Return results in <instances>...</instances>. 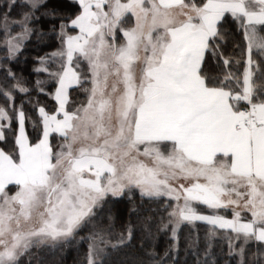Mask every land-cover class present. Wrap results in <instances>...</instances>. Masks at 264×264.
Wrapping results in <instances>:
<instances>
[{"label":"snow or ice","instance_id":"6c2138e0","mask_svg":"<svg viewBox=\"0 0 264 264\" xmlns=\"http://www.w3.org/2000/svg\"><path fill=\"white\" fill-rule=\"evenodd\" d=\"M0 30L5 62L59 41L34 69L55 101L34 138L15 105L27 82L8 68L0 87V264L72 241L83 264H181L182 226L194 264H264V0H0ZM125 197L139 250L131 223L113 230Z\"/></svg>","mask_w":264,"mask_h":264},{"label":"trees","instance_id":"16d2710c","mask_svg":"<svg viewBox=\"0 0 264 264\" xmlns=\"http://www.w3.org/2000/svg\"><path fill=\"white\" fill-rule=\"evenodd\" d=\"M22 3V0H19ZM62 3L65 5H70L71 0H62ZM73 9L69 8V11ZM20 12V9H16L13 12V19L17 18V13ZM39 15V14H37ZM50 22L46 19L41 18L37 24L43 32H49L50 30ZM2 31V30H0ZM0 40H2V35H0ZM25 47H23L20 53L17 54L15 60L5 62V51L3 49L2 43H0V87H2L5 83V73L8 68H11L14 73L17 74L18 77L23 78L27 83L25 86L29 88L28 94L16 92L15 105L20 107L23 104V108L25 110L26 115L28 116V120L26 121V131L30 135V138H34L37 135V132L33 129V120H39L38 115V107L44 106L46 110H49L55 104L54 100L50 95L39 93L35 89V82L37 79L46 80V73H37L34 69L39 67V60L37 59L40 56H44L46 53H51L59 46V41L54 37L49 39L45 38L44 41L38 42L36 38L33 36L30 40L25 42ZM209 67L214 68V65H209ZM239 72L242 74L243 68H239ZM10 83H14L11 81ZM235 83V82H234ZM75 96V94H74ZM73 96V98H74ZM76 99V98H74ZM0 106H4V100L0 97ZM11 112V108L8 109ZM13 127H16L15 122L13 123ZM5 132L8 135L9 141L12 140V132L10 129H6ZM55 143V141H53ZM8 145L7 147H10ZM0 147H6L3 141H0ZM135 203H140V196L135 195L134 197ZM146 199V198H145ZM132 207V204L129 202L127 197L120 201L117 205H115V214L116 220L114 223V233L119 234L122 228L126 227L129 223H131L136 229V239L133 241L136 249L139 250L140 238H141V228L142 221L138 220L135 216L129 218V208ZM147 207V204L145 205ZM230 218V217H229ZM159 218L157 217V222ZM184 230L181 232V249L179 251V259L181 260V264L183 261H187L188 264H194L195 257L191 255H185V247L186 238L188 237V233L192 231V238L195 239L196 230L190 229V226H183ZM199 235L201 237V247L204 246V237L207 229L206 225L198 223ZM154 231V240L153 242L156 244L157 251L163 253L164 249L167 247L168 242V234L169 233H155ZM88 233V232H87ZM81 236H85V233H80ZM80 237H77V240ZM72 247H67L64 249L63 253H58L55 259L48 254L40 256L39 260H43L44 264H83V253L86 251L87 245L82 244L79 245L80 252L77 253L76 245L77 241L72 242ZM221 246L224 248V253L227 252V247L225 241L221 238H215V244L213 251L217 254L220 253ZM203 258V256L201 257ZM226 255L221 257V264H224V259H226ZM32 264H37L32 263Z\"/></svg>","mask_w":264,"mask_h":264},{"label":"rangeland","instance_id":"374dc122","mask_svg":"<svg viewBox=\"0 0 264 264\" xmlns=\"http://www.w3.org/2000/svg\"><path fill=\"white\" fill-rule=\"evenodd\" d=\"M22 2H23V0H22ZM14 34V33H13ZM26 42V41H25ZM3 46V45H2ZM83 93L82 92H80L79 94H78V96L75 94V96H74V98H76V101L77 102H79V98H81V97H83ZM55 102V101H54ZM6 129H8V128H5L4 129V131L6 130ZM135 191V190H134ZM135 195H138L139 196V192L138 191H135ZM199 223V222H198ZM183 227V226H182ZM88 232V230L87 229H84L83 231H81V233H85V236L88 234L87 233ZM169 235H170V232H169V234H168V237H169ZM217 238H221V239H223L224 241H225V244H226V240L224 239V237H223V235H220V236H218ZM79 240V239H78ZM73 242V241H72ZM33 251V253H36V255L33 257V259H32V263H36L38 260H39V258H40V256H42V255H48L47 253H45V252H40V253H37V250L36 249H33L32 250ZM28 257H24L23 258V264H28Z\"/></svg>","mask_w":264,"mask_h":264}]
</instances>
